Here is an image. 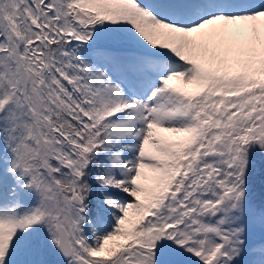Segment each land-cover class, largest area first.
<instances>
[{
  "label": "snow or ice",
  "instance_id": "snow-or-ice-1",
  "mask_svg": "<svg viewBox=\"0 0 264 264\" xmlns=\"http://www.w3.org/2000/svg\"><path fill=\"white\" fill-rule=\"evenodd\" d=\"M264 0H0V264H264Z\"/></svg>",
  "mask_w": 264,
  "mask_h": 264
},
{
  "label": "trees",
  "instance_id": "trees-1",
  "mask_svg": "<svg viewBox=\"0 0 264 264\" xmlns=\"http://www.w3.org/2000/svg\"><path fill=\"white\" fill-rule=\"evenodd\" d=\"M255 197L257 202L264 198V178H261L259 175L256 179Z\"/></svg>",
  "mask_w": 264,
  "mask_h": 264
}]
</instances>
